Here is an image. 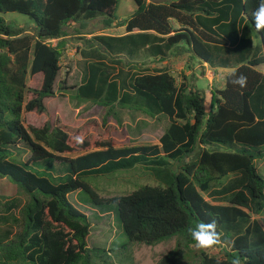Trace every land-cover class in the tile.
<instances>
[{"label": "trees", "instance_id": "1", "mask_svg": "<svg viewBox=\"0 0 264 264\" xmlns=\"http://www.w3.org/2000/svg\"><path fill=\"white\" fill-rule=\"evenodd\" d=\"M132 1L135 11L118 24L127 35L95 38L117 55L111 62L124 52L191 55L213 69L233 70L225 88L213 90L207 112L196 74L183 73L180 83L167 70L126 76L121 69L112 76L114 68L94 62L81 86L70 89L62 79L67 27L97 19L112 27L120 0H0V179L26 200L3 204L0 264H115L111 254L124 252L128 261L133 245L173 240L175 249L159 264H179L185 254L192 257L189 264H231L234 258L264 264V225L254 218H264V175L257 163L264 160V32L256 31L252 17L258 0ZM8 13L35 25L20 27L3 18ZM174 21L183 29L176 30ZM256 34L263 54L254 48ZM233 73L246 75L247 86H234ZM70 90L78 106L106 109L120 126L117 110L153 120L161 116L169 126L158 145L118 147L111 140L95 150L89 142L74 147L60 115L50 110ZM25 115L46 121L27 125ZM224 146L232 150H220ZM76 150L84 154L62 157ZM45 164L68 167L58 175L55 166ZM135 169L156 185L102 198L87 180ZM74 194L77 202L87 196L84 206L70 199ZM85 206L113 212L127 243L119 250L91 248L93 224ZM210 220L217 222L222 244L198 249L187 230ZM214 249L219 256L210 254Z\"/></svg>", "mask_w": 264, "mask_h": 264}, {"label": "rangeland", "instance_id": "2", "mask_svg": "<svg viewBox=\"0 0 264 264\" xmlns=\"http://www.w3.org/2000/svg\"><path fill=\"white\" fill-rule=\"evenodd\" d=\"M151 1L155 3H170L178 0ZM135 9L136 7L132 0H120L117 13L119 19L112 27L108 28L103 19H97L86 24H72L67 27L66 32L68 38L66 51L62 58V79L66 81L68 88L71 89L81 86L84 75H88V68L94 62H103L114 68L115 71L112 73V76L119 75L121 69H124L126 76H132L145 70L150 71L154 69L153 67L158 68L161 65L160 62L154 63L152 61H146L145 63H141L142 65H139L141 60L138 59L140 58L139 55L144 57V53L138 55L129 52H124L120 55L118 60L111 62L112 58H115L117 55L111 53L110 48L103 44H99L95 40V38L99 36H107L110 34L118 36L123 34L124 29L126 28L121 27L118 24L129 19ZM2 16L7 21L15 22L20 27L29 29L35 25L33 20L29 17L17 13H8L3 14ZM52 43L53 45H57V41H53ZM253 43L254 48L259 50V54H263L262 43L257 34L255 35V38H253ZM95 53L99 56L97 57ZM117 62H121V65H117ZM217 70L210 67V72L197 71L201 76L198 78L199 87L207 92L206 107L208 111L211 109L213 90L224 89L227 77L226 73L229 72L230 74L233 71L229 69ZM260 71L264 74V66L260 68ZM203 73L204 75H202ZM175 76L178 83H180V72H177ZM63 94L65 96L59 97L57 101L50 104V110L51 112H56L57 115H60L62 119H59L60 125L71 136L74 147H78L84 142H89L91 143V149L95 150L96 148L94 146H98L97 144L99 142L111 140H113L118 147L158 145L165 129L169 126V121L161 116L158 119L153 120L137 113L134 114L128 111L117 110L116 112L122 120V125L120 126L114 117L107 116L106 109L94 104L78 106L77 101L74 100V91L70 90L67 93L63 92ZM25 121L27 125H31L32 123L41 125L46 119L38 118L33 115H25ZM77 137H83V142H77ZM220 150L231 151L232 149L229 147L225 148L224 146L221 147ZM83 154L84 152L76 150L74 153L66 154L62 157L73 159ZM28 157V155H24L23 160L26 161ZM257 163L260 173L264 175V160H258ZM45 166H49L51 169L55 166L58 175L61 174L59 171L61 167H68L67 165L59 164H45ZM52 172L53 171H51V173ZM143 173L146 174L143 169H135L120 171L111 175L100 176L98 178L89 177L87 180L102 198H109L129 195L143 185H156V182L153 179L144 176ZM15 198H20L23 202L26 201L25 197L18 192L15 185L10 183L7 179H0V218L7 215L3 209V204ZM76 198L77 194L70 196V199L76 203L77 207L84 206L83 203L86 201L87 196L82 194L79 197L80 202H77ZM81 209L91 217L93 224L92 234L88 239L91 248H101L106 251L112 249L119 250L127 243L128 240L123 228L121 224L117 222L113 212L103 213L92 207L86 206L81 207ZM254 218L264 225V218ZM0 227H3L1 221ZM175 247V240L155 247L136 244L131 247V254L129 255L130 260H125L124 252L111 254V257L115 264H159L161 259L174 250ZM210 254L219 256V250L214 249ZM118 257L120 260L124 258L125 261L122 263L119 262L117 259ZM191 261V255L185 254L179 264H189Z\"/></svg>", "mask_w": 264, "mask_h": 264}, {"label": "clouds", "instance_id": "3", "mask_svg": "<svg viewBox=\"0 0 264 264\" xmlns=\"http://www.w3.org/2000/svg\"><path fill=\"white\" fill-rule=\"evenodd\" d=\"M254 27L257 32H264V0H258L256 8L252 12ZM230 82L234 86L244 88L247 86V77L243 73L232 74ZM77 142H83V137H77ZM217 222L210 220L207 222L200 221L194 227L188 228V234L195 242V247L201 250L212 249L222 244L221 233L217 230ZM231 264H241L239 258H234Z\"/></svg>", "mask_w": 264, "mask_h": 264}, {"label": "crops", "instance_id": "4", "mask_svg": "<svg viewBox=\"0 0 264 264\" xmlns=\"http://www.w3.org/2000/svg\"><path fill=\"white\" fill-rule=\"evenodd\" d=\"M134 12V11H133ZM132 12V13H133ZM174 28L176 30H181L183 29L182 26H180L177 22H172ZM138 31H135L134 33H137ZM151 34L156 35L155 33L151 32ZM127 35L126 29H124V33L120 34L118 36H115L113 34L107 35L110 37H122ZM144 53V52H143ZM141 59L139 62V65H142L141 63H145L146 61H152L154 63L160 62L161 65L158 68L153 67L154 69L150 70L151 73H154V71L156 70H167L168 72H170L175 78V74L177 72H180V76L183 73H187L186 75L190 76L191 74H196L198 76V78H200V74L197 72L198 70L200 71H209L210 67L207 64H202L201 62H199V60H197L196 58L193 59L191 57V55H184L182 57H174L173 55H169V57L167 58H154L151 57L149 55H145L144 53V57L139 56ZM188 65L190 67V69L188 70ZM208 68V69H207ZM149 71V70H148ZM199 71V72H200ZM218 71V70H217ZM210 72V71H209ZM226 75H229V72L226 73ZM177 79V78H176ZM180 80L181 77H180ZM199 85V84H198ZM206 96H207V92H206ZM207 108V107H206ZM207 112H210L207 110Z\"/></svg>", "mask_w": 264, "mask_h": 264}]
</instances>
